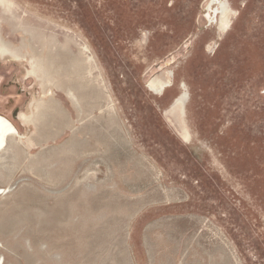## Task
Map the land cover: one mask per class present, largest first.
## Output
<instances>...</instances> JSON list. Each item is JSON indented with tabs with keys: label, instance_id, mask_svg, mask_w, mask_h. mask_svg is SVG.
I'll use <instances>...</instances> for the list:
<instances>
[{
	"label": "rangeland",
	"instance_id": "obj_1",
	"mask_svg": "<svg viewBox=\"0 0 264 264\" xmlns=\"http://www.w3.org/2000/svg\"><path fill=\"white\" fill-rule=\"evenodd\" d=\"M0 40V264H264V0H0Z\"/></svg>",
	"mask_w": 264,
	"mask_h": 264
},
{
	"label": "bare ground",
	"instance_id": "obj_2",
	"mask_svg": "<svg viewBox=\"0 0 264 264\" xmlns=\"http://www.w3.org/2000/svg\"><path fill=\"white\" fill-rule=\"evenodd\" d=\"M206 16L209 17V14L207 13ZM221 22H222L221 25H223V27H226L228 25V10L226 7L222 11ZM219 25H220V23H219ZM223 27H221V29ZM2 48H3V46H2ZM161 84H163L162 81L153 82V84L151 86L156 87V86H160ZM183 90H184V88H183ZM13 131H16L14 126L7 119L0 117V147L4 144L7 134L10 132H13Z\"/></svg>",
	"mask_w": 264,
	"mask_h": 264
}]
</instances>
